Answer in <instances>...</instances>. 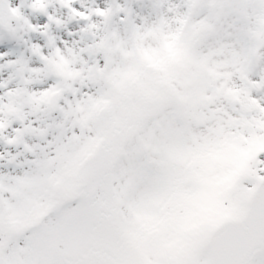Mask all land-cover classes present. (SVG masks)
Returning a JSON list of instances; mask_svg holds the SVG:
<instances>
[{
	"label": "snow or ice",
	"instance_id": "1",
	"mask_svg": "<svg viewBox=\"0 0 264 264\" xmlns=\"http://www.w3.org/2000/svg\"><path fill=\"white\" fill-rule=\"evenodd\" d=\"M182 4L171 19L140 23L117 5L124 34L113 29L93 63L75 70L88 91L57 83L29 94L33 113H59L54 124L25 125V101L12 99L21 90H9L0 138L31 158L0 172V264H264V97L254 95L264 68L253 79L264 61V0ZM94 13L107 21L113 11ZM33 51L51 74H73L59 70L70 63L61 49ZM16 121L22 127L4 137Z\"/></svg>",
	"mask_w": 264,
	"mask_h": 264
},
{
	"label": "bare ground",
	"instance_id": "2",
	"mask_svg": "<svg viewBox=\"0 0 264 264\" xmlns=\"http://www.w3.org/2000/svg\"><path fill=\"white\" fill-rule=\"evenodd\" d=\"M105 0H95L93 5L90 6V10L88 13H91V19L88 21H85V24L88 23H96L98 26L101 24V19L96 20L94 19V10L99 8L103 9V6ZM46 7L44 9H39L33 7V1L32 5L27 6L23 14L25 16H29L30 19L33 21H39L42 15H45L46 17L43 19V26L41 27H29L28 34L26 32V37L29 36L31 39V45L36 44L38 42V38L44 37L42 46L44 47V51H46V54H43L44 56H49L52 54L55 50V48H59L62 50L64 54H68V50L71 49V55H73L71 58V62L74 63L75 69L67 71V73L71 72L72 75H66V78L60 79V82H63V86L65 88H72V89H79L80 91H88V88L84 87L82 88L81 85L77 82V77L75 75L76 69H85L87 62L86 58H84L83 54L79 52L78 45L81 43V39L79 40L76 38V35L74 32L70 30L71 24L67 21V17L69 15V12L67 10V7H65L61 0H45ZM133 4V7L129 4ZM75 5L79 7L78 1L75 2ZM172 5H180L179 8H175L173 11H169V7ZM97 6V8H96ZM131 8L137 23H140V17H148L149 20H154L157 18L158 15H162L166 19H171L176 12H183L184 6L182 4V0H165V2L159 7L155 8L153 7V0H126V8ZM76 9V7H74ZM109 9H112L113 14L111 15V20L107 27H106V34L105 36L111 32L113 29L118 30L121 35L124 34L126 25L124 23H121L119 12H116L117 7L110 6ZM71 12V11H70ZM42 13V14H40ZM151 14V15H150ZM53 17L52 20L49 19V17ZM104 19V18H103ZM56 20H59L60 23L57 24ZM41 21V20H40ZM41 25V24H40ZM224 28L228 31H231L230 28H228L227 23L224 24ZM35 29V30H33ZM171 45H168L167 52L169 55H176L177 54V43L175 40H172L169 42ZM38 46V44H37ZM8 51V52H7ZM24 52V59L26 60L25 70L21 69L22 72L26 71L31 73V78L25 79L22 75H18L14 80L3 83L0 81V100H4L5 104L9 101V97L7 96V93L9 90H21L20 95L26 102L28 100V96L30 93H39L41 90L46 89L43 83L44 78L41 73V67L43 63H45L44 60L41 59L40 55H37L34 53L32 47L26 46L23 50V46L20 43L16 44L15 42H12L11 44H8L6 46H0V61H4L5 68L8 66H12L13 70H16L17 66H22V62L20 64L19 61L17 63H10V62H16L13 61L12 58L15 57V55L21 57V52ZM7 53H10V57L7 59ZM15 53L14 57L12 54ZM150 54V55H149ZM148 59L153 63H160L161 57L157 54L148 53L146 54ZM264 62V61H263ZM62 65V64H61ZM21 68V67H20ZM261 64L256 68L255 74L253 75V79H259V72H260ZM20 71V70H19ZM5 72L1 73L0 76H3ZM239 83V82H238ZM31 90V91H30ZM260 91H264V89H261ZM71 94V92L66 93ZM254 95H256L254 93ZM73 96V95H72ZM79 96V92H78ZM258 97H263V94L256 95ZM15 97H12L14 99ZM67 98V96H66ZM67 100L71 101V99L67 98ZM28 104V103H27ZM31 109L35 107L34 104H28ZM239 105H237L238 107ZM54 124V120L51 119L49 123L47 122V125ZM46 126V125H45Z\"/></svg>",
	"mask_w": 264,
	"mask_h": 264
},
{
	"label": "rangeland",
	"instance_id": "3",
	"mask_svg": "<svg viewBox=\"0 0 264 264\" xmlns=\"http://www.w3.org/2000/svg\"><path fill=\"white\" fill-rule=\"evenodd\" d=\"M32 1L33 0H8V3L11 7V9H16L17 12H13L16 16V20L13 22L12 27L9 30H1L0 29V46H6L8 44H11L12 42L16 41L17 43L22 44L23 46V50L25 49L26 46H28L29 48L33 46H37L41 51L42 54H46V51H44V47L42 46L43 44V39L44 37H40L38 38V42L36 44H32L31 45V39L28 37H26V32L28 33L29 31V25H31V27H41L43 26V19L46 17L45 15H42V17L40 18L39 21H33L32 19H30L29 16H25L23 14V12L26 10L25 8L27 6L32 5ZM78 1L79 3V7H77L75 5V2ZM95 0H73V3L71 4V7L74 8L76 7V9H78L81 12H86L88 13L90 10V6L93 5ZM104 4H106V6H103V9H109L110 6L113 7H117V5H120L124 8H126V0H105ZM132 7L133 4L129 3ZM97 8V6H96ZM67 10L69 12V15L67 17V21L71 24L70 26V30L72 32H74V34L76 35V38L79 40V38L82 40L81 43L77 46L79 49V52H81L84 56V58H86V68L84 70L87 69V67L89 65H91L93 63V59H92V55H91V47L93 44H97L98 41H101L106 34V27L108 25V23L111 20H105L104 17H100L95 15L94 13V19L99 20L101 19V24L96 27V28H88V24H85L84 19H81L79 17H73L72 13L70 12V9L67 7ZM163 13V11H162ZM161 13V15H162ZM42 14V13H40ZM124 12H119V17L124 16ZM104 18V19H103ZM27 21V23L25 22ZM41 24V25H40ZM29 34V33H28ZM30 35V34H29ZM168 45H171L170 43H168ZM167 45V47H168ZM169 49V47H168ZM8 52V51H7ZM24 52H21V57L18 58L17 55H15V53L12 54V56L15 57L12 58L13 61H19L20 64L22 62V66H17L16 70H13V67L10 65L8 67L5 68V62L4 61H0V74L5 72V74L3 76H0V81L3 83H8L12 80H14L16 77H18V75H22L23 77H25V79H29V77L31 78V73L23 71L25 70V64H26V60L24 59ZM68 58V60L70 61L71 58H73L70 53L65 54ZM150 55V54H149ZM10 57V53H7V59ZM41 73L42 76L44 78L43 83L45 84V88H49V86L54 85L59 83L61 85V87L63 86V82H60L61 77L59 76H52L49 74V70L46 67V64L43 63L41 64ZM21 67V68H20ZM261 68H264V62H261ZM260 68V71H261ZM75 69L74 67V63H72L70 61L68 66H64V65H60V71L63 72H67L70 70ZM20 70V71H19ZM260 74V72H259ZM258 74V75H259ZM31 91V90H30ZM256 95L259 94H263L264 95V91H259L255 93ZM76 95L78 96V92L76 93ZM67 98L69 99H73V96L71 94H67L66 95ZM264 97V96H263ZM14 103H13V107H21L22 105V101H24V99L22 98L21 95L16 96L13 99ZM9 102V101H8ZM8 102L6 104H8ZM264 102V101H262ZM60 103L63 105L64 104V100H61ZM0 104H5L4 100H0ZM23 112L25 113H30L27 118L24 120V124H28L30 121L33 122L32 123V127L33 128H44L45 125H47V122L49 123V121L51 119L54 120V118L56 120L59 119V113H53V114H48L46 111L43 110V105L40 106V110H36L33 113V109H31L29 107V105L25 102L23 103ZM39 117V119H38ZM5 118V113L4 112H0V119H4ZM22 125L19 123V121H16L14 123L11 124L10 127L6 128L3 132V136L4 137H11L14 136L15 133L13 131V129H17V128H21ZM47 139H51V136H48ZM25 140L29 143V144H41L43 145L44 140H42L39 136H25ZM23 145H9L5 139L0 138V172H8V173H13L15 171H19V168L17 167V165L19 164H23L24 160L26 157L31 158L30 156H28L27 153H25L24 155H17V153H23ZM12 156H16V159L14 161H11V157Z\"/></svg>",
	"mask_w": 264,
	"mask_h": 264
},
{
	"label": "water",
	"instance_id": "4",
	"mask_svg": "<svg viewBox=\"0 0 264 264\" xmlns=\"http://www.w3.org/2000/svg\"><path fill=\"white\" fill-rule=\"evenodd\" d=\"M7 0H0V23L4 27H9L13 16H11L7 7Z\"/></svg>",
	"mask_w": 264,
	"mask_h": 264
}]
</instances>
